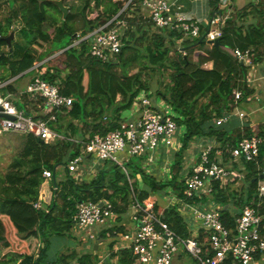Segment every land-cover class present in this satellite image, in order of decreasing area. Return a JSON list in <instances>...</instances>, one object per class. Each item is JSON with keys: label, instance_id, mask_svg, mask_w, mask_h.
I'll return each mask as SVG.
<instances>
[{"label": "trees", "instance_id": "trees-1", "mask_svg": "<svg viewBox=\"0 0 264 264\" xmlns=\"http://www.w3.org/2000/svg\"><path fill=\"white\" fill-rule=\"evenodd\" d=\"M54 1L0 0V8L2 5L9 8L5 19L0 20V61H8L1 52V48L7 46L3 38L9 36L16 21H20L28 45L23 47L21 60L10 64L12 74L52 57L46 65L44 62L40 66V76L51 83L59 81L61 93L78 101L69 110L63 109L58 114V122L51 125L53 131L66 138L64 141L45 144L28 136L23 152L13 161L6 176L0 177V245L11 251L0 264H43L50 238L71 235L73 216L83 202L108 200L114 205L115 213L121 216L132 203V190L140 201H145L155 197L158 187L169 185L179 198H184V154L195 139L209 138L226 148L256 136L261 140L257 161L244 163V170L240 171L243 179L232 182L233 185L242 182L240 195L232 191L230 185L221 187L220 182H214L211 200L205 196L191 200L221 206L224 225L234 229L241 211L232 213V201L239 209L249 205L257 195L259 182L264 180L261 178L264 174V122L257 126L247 122L242 129H234L233 124L216 127L214 120L223 112L236 108V91L243 93V101L254 93L247 84L249 68L239 62L234 53L236 49L250 51L254 64L258 66L264 62V0L251 3L231 15L223 26L218 47L210 43L202 27L200 38L186 39L180 45L186 50L185 56L177 49L183 34L155 29L151 19L143 13V0H80L83 2L81 11L73 13L71 8L65 21ZM128 2L126 10L119 16L127 23L123 34L125 46L115 61L102 62L92 58L88 53V41L70 47L80 38L76 37L78 32L83 37L95 31L117 16ZM92 3L100 11L94 20L89 18ZM211 5L213 14L222 9L219 0H212ZM110 26L113 27V23ZM44 44L53 52L42 54L39 50L45 48ZM16 48L22 47L16 45ZM167 72L169 83L164 84L163 90L159 87L150 90L145 75L158 73L163 76ZM141 93L149 98L155 95L154 104L157 97L161 98L177 115L179 127L185 128L182 146L172 167L171 182L158 183L147 176L139 163L130 160L126 165L127 172L114 165L112 171L102 170L90 181L78 184L66 168L83 147L69 139L87 140V137L106 135L119 128L122 114L133 107ZM203 99L206 101L202 102ZM24 101L32 103L27 95ZM39 103L42 101L36 105ZM226 159L229 161L228 155ZM61 166L67 173L65 181L58 178L57 171ZM45 170L52 173L51 178L43 177ZM139 175L142 180L152 183L151 191H138L133 187ZM38 201L44 207L46 205L48 211L36 210L34 204ZM227 205L229 208L225 209ZM155 209L178 235L186 239L191 237L176 208L163 209L156 204ZM198 239L204 253L211 254L208 233L200 229ZM110 256L117 258V264H137L128 249L117 253L111 251ZM95 258L93 254H86L78 264H95ZM58 262L60 260L55 264ZM224 264L234 262L229 258Z\"/></svg>", "mask_w": 264, "mask_h": 264}, {"label": "built area", "instance_id": "built-area-1", "mask_svg": "<svg viewBox=\"0 0 264 264\" xmlns=\"http://www.w3.org/2000/svg\"><path fill=\"white\" fill-rule=\"evenodd\" d=\"M260 0H255V3ZM222 8L230 4V0H220ZM129 4V3H128ZM125 8L112 20L99 27L90 34H86L74 46L83 41L90 42L89 55L102 62L115 61L122 53L125 46L123 34L127 30V23L119 18ZM141 8L147 17L151 19L155 29H168L183 34L180 45L186 39L194 40L201 37L202 25L188 20L179 12L173 2L169 0H143ZM100 11L92 3V11L89 14L91 20L96 19ZM229 15L223 9L214 13L209 22V30L205 36L210 42L219 39L223 34V26L229 19ZM113 23V27L110 26ZM179 53L186 55V50L181 46L177 48ZM237 60L248 68L256 66L253 63L250 51L235 50ZM40 67L43 62H39ZM264 80V68L262 70ZM249 80V79H248ZM247 80V81H248ZM7 85L0 82V91ZM42 109V113L35 115L16 107L11 101V94L0 93V114L8 118H0V134H20L26 137L33 136L43 140L45 144H56L66 138L53 131L51 125L58 122V114L63 110H69L75 99L61 93L60 82L51 83L38 76L28 85L24 93ZM136 107L143 108V114L138 120H122L119 128L110 131L106 135L97 134L87 137V140L69 139L83 147L78 157L71 160L67 166V172L76 180L85 173L87 163L85 160L92 158L101 171L106 163L117 165L127 172L125 162L137 158L141 162L147 161L154 164L158 160L161 149H172L176 145L181 127L177 124L175 115L168 108L155 106L152 100L141 93ZM236 108L233 111H225L222 116L214 120L216 127L229 125L235 118L245 125L248 114L239 109L244 100L241 91L235 92ZM155 107V108H153ZM166 109V110H164ZM261 140L251 136L237 141L236 145L222 148L221 144L213 140L200 152V163L196 165L185 179L184 198H176L175 202L180 211L190 213L195 220L201 223V229L210 237L209 246L211 254H205L199 244V235L186 239L178 235L170 225L164 221L162 214L155 209V197L140 201L132 190L131 208L134 212L133 221L136 228L133 232H107V236L115 234L119 237L117 248L130 250L137 264H173L181 248L189 253L197 264H224L229 258L234 264H255L257 255H264V215L261 212L264 202V180L258 184L257 195L249 205L242 208L236 219L234 229L227 228L222 220V207L211 205L203 209L200 203L191 200H211L214 191V182H220L225 187L233 182L240 174L228 172L227 166L237 164L243 170L246 162L257 161L260 153ZM229 156V161L226 159ZM226 160V161H225ZM100 166V169H99ZM48 170L43 172V177L51 178ZM234 177L233 180H230ZM36 210H44L41 201L34 204ZM117 219L114 205L108 201L83 202L78 205L77 212L73 216V224L80 229H88L90 238L99 240L103 227ZM112 227L114 225L112 224ZM109 255V254H108Z\"/></svg>", "mask_w": 264, "mask_h": 264}, {"label": "crops", "instance_id": "crops-1", "mask_svg": "<svg viewBox=\"0 0 264 264\" xmlns=\"http://www.w3.org/2000/svg\"><path fill=\"white\" fill-rule=\"evenodd\" d=\"M169 1L173 2L175 4V7H178L179 12L182 15H184L188 20L201 24L202 27L204 28V30H206V32L209 30L208 20H209V18H211L213 16L212 5H211L212 0H169ZM239 1L240 0H238V2ZM73 2H74L73 4H75L76 7H74L73 4L71 5L69 3V1L68 2L65 1V4L70 9L73 8L71 12H73V13L80 12L82 7H83L82 2L80 0H73ZM219 2H220V0H219ZM251 3H255V0H252L250 3L243 4L239 7V6H237V0H230V4L226 5L222 9H223V12L226 13L227 15H229V17L231 18V15L233 16L235 11L242 9ZM143 13H145V11H143ZM145 16H147V13H145ZM249 20H251V19H249ZM16 22L17 23H15V26L18 27V30L15 32V39L13 41V45H14V42L17 38V34L19 33L20 28H22L20 21H16ZM12 31H13V29H12ZM12 31L10 32V34L12 33ZM90 33H92V32H88L87 34H90ZM81 34H82L81 32L77 33L76 37H80V38L78 39V41H76V43H78L81 40V38H82ZM22 38H23V36L20 35L19 40L16 43V45H19L22 48H16V47L14 48L13 47L12 51L9 49V54H5V48L2 49V51H3L2 53H4L6 55V58L8 61H7V63L0 61V82H5V83H7V85L0 91V93L5 95L7 92H9L11 94V101L14 103V105L16 107L26 111L27 113H33L35 115H38V114L42 113V109L36 107V102L32 98H30V102H32V103H25L24 100H25L26 95L24 93L27 91V88H28V85L30 84V82L34 78L40 76L41 71H40V67H38V65L40 63L35 64L33 67H31L25 71H18L17 74H15V75L12 74V68L10 67L11 63L18 62L21 60V58L24 54V51H25V48H23V47L28 45L26 39H22ZM74 44L70 47H73ZM178 44L180 45L179 41L177 42V45ZM44 46H45V44H44ZM89 47H90V44H89ZM35 48H38V46ZM41 50L42 49L40 48L39 51L41 52ZM51 58H49V59H51ZM49 59H46L45 61H42V62L43 63L45 62V65H46L47 64L46 62ZM263 68H264V62L261 64H258V66L256 65V66L252 67L251 68L252 70L249 68V74H248L249 80L247 81V84L254 91V93L252 95H250L249 99L256 97L258 100H261V97L264 94V83H263L264 80H262V78H261ZM250 70H251V72H250ZM43 72H44V70H43ZM63 76H65V74H63ZM140 97L141 96L139 95L137 98V102H138V99ZM249 99H247L248 100L247 102H249ZM157 103L158 102L155 101V106H158ZM165 106L166 107H163V108L170 109L167 104H165ZM164 110H166V109H164ZM172 112H173V110H172ZM142 114H143V108L141 106H139V104L137 107H136V105L135 106L133 105V107L131 109L126 110L122 114V120H133V121L138 120L142 116ZM248 117H249V115H248ZM234 120H233L234 122L232 121L229 125L233 124L234 126L232 128H234V129L241 128L242 122H240V120L238 118H235ZM184 133H185V128L181 127V129L179 131L180 136L177 137L176 145L174 146V148L167 149V150L161 149L160 153L157 152L158 153V160L154 164H150L147 161L141 162L138 159L139 163L142 164V166H140V167L145 171L147 176L154 178L158 183L171 182V180L173 179L172 167L175 164V160L177 157L176 153L179 151V149L182 146L181 145L182 144L181 143V137ZM11 135H13V134H8V135L0 134V159H1L2 154H3L2 151L4 149V144H5L4 141L9 140L11 138L10 137ZM23 137L25 139V144H26V138L27 137L26 136H23ZM12 138H13V136H12ZM79 140H83V139H79ZM211 142H213V140L209 139V138L195 139L194 141L191 142L188 150L184 154L185 162H184V165L182 168L183 169L182 174H183L184 180L189 176V174L192 172L193 168L200 163L199 158H200L201 150L205 146L209 145ZM24 147H25V145H24ZM130 160L127 161V164L130 162ZM13 161L9 165H11L13 163ZM131 161H133V159ZM85 163H87V168L84 170L86 173L82 174V176H80V178L78 180H76L78 184H82V183L90 181L91 178L97 176L103 170L102 169L101 171H98L96 173L93 172L95 169H97V165L95 164V161L92 158L86 159ZM61 167H64V166H61ZM99 169H100V166H99ZM227 169H228V172H230V173H233V174L239 173L240 174L239 177L235 178L237 181L243 179V177H242L243 173L240 172L241 169H239L237 164H231V165L227 166ZM0 177H2V174H0ZM233 179H234V177L230 178V180H233ZM138 180H142L140 175L138 176ZM241 183L242 182H239L238 184L233 185L232 182H230L229 185H230L232 191H236L240 195L242 193L243 185H242V187H240L241 189H239V190H235L234 188L240 186ZM140 188L141 189L145 188L143 183L141 184ZM170 197H172V198H170ZM176 198H178V196L174 190L170 191V193L165 192L163 194H161V193L155 194L156 204L161 206L163 209L171 208V207L176 208L177 212L181 215V217L184 221V224L190 226V228H187V229L191 232V236L199 235V231L201 229V223L198 222L197 220H195V218L190 213H188V212L182 213L180 211L178 205H177L178 203L176 204V202H175ZM210 205H211V203L204 204L202 202V206H203L202 207L201 203H200V206L203 209H208ZM130 206L128 207L127 211L124 214H122L121 216L117 215L116 220L112 219V222H110L108 225H106L105 227L102 228L103 231H101V234L99 236V240L97 241V243L100 247H104V248L108 247L110 251H114L116 253L123 250V249L117 248V246H118V240L117 239L119 237H117L115 234H113L112 236H107V232L116 231V232L120 233V232H128V231L133 232L134 231V229L136 228V224L133 221L134 212ZM214 206L217 207L219 205L214 204ZM262 207H264V202L262 203ZM228 208H229V206L227 205L225 207V209H228ZM230 209H231L233 214H236V212H239L242 210V208L239 209V207L236 206L233 203V201H232V204L230 206ZM129 211H131V212H129ZM263 215H264V212H263ZM192 217H193V219H192ZM112 224L114 225V227H112ZM102 235H105V237L101 238ZM111 245H113L112 250H111ZM2 250H4L5 255L7 254L6 257H8V255L11 254L10 249L2 248ZM93 255L96 257L95 259L97 260V255L96 254H93ZM178 255L176 256V258L178 257ZM176 258H175V260H176ZM96 260H95V262H96ZM175 260H174L173 264L175 263ZM117 262H118L117 258H111L108 256V258H104V257L101 258L100 264H105V263L106 264H117ZM255 264H264V257H262L261 255H257L255 258Z\"/></svg>", "mask_w": 264, "mask_h": 264}, {"label": "rangeland", "instance_id": "rangeland-1", "mask_svg": "<svg viewBox=\"0 0 264 264\" xmlns=\"http://www.w3.org/2000/svg\"><path fill=\"white\" fill-rule=\"evenodd\" d=\"M65 1H67V2L69 1V3L71 5L74 3L73 0H64V2ZM251 1L252 0H240L238 2V0H237V6L240 7L241 5L250 3ZM73 5H74V7H76L75 4H73ZM8 12H9L8 6L2 5V7L0 8V20H4L5 19L4 17L7 16ZM210 20H211V18H209L208 23L210 22ZM20 35L23 36L22 28H20L19 33L17 34V38H16L14 45H13L14 48L16 47V43L18 42ZM22 39H25L24 36ZM178 47H180L179 44H178ZM3 48H5V54H9L8 46H3L1 48V52H3L2 51ZM44 52L45 53L46 52L52 53L53 51H52V49H49V46L46 47V45H45V48L43 50H41L42 54ZM60 52H63V51H60ZM60 52L58 54H55L54 56L59 55ZM172 56H175V54L172 53ZM251 70H250V72H251ZM145 79L148 80V82L150 83V90H152L154 87H159L161 90H163L162 88L164 87V84L169 83L168 72L165 73L163 76H161V74H158V73L157 74L151 73V76L145 75ZM161 82H163L162 85H161ZM154 96H152V98H150L152 100V102H153V100H155ZM204 101H206V100L203 99L202 102H204ZM247 101L248 100L242 101L240 103V106H239V109H241L242 111H244L246 114L249 115V117H247V120L245 121L244 124H246L249 121V122H252L253 126H257L259 123L264 122V94L262 95L261 100H258L256 97H254V98L249 99V102H247ZM156 102H158L157 105L160 106L161 108L166 107L161 98L157 97ZM153 104H154V102H153ZM170 110H171V108H170ZM6 135H8V134H6ZM12 136H13V138H12ZM23 136H21L20 134H13L10 136L11 138L9 140L4 141L5 144H4V149L2 151L3 154H2V157L0 159V174H2V177H5L6 174L9 172V168L11 166L9 164L13 160L17 159V157H19V155L23 152L24 145H25V139ZM133 162L139 163V160L136 158H133ZM126 165H127V162H125V166ZM139 165L142 166V164H140V163H139ZM113 168H114V165H111L110 163H106L103 170L112 171ZM98 171H99L98 169H95L93 172L96 173ZM57 174H58L59 180H61V181L66 180V178H67L66 174L67 173L65 172L64 167L59 168L57 171ZM1 181L2 180H0V182ZM142 183L145 186L144 189L140 188ZM242 185L243 184L241 183L240 186H238L234 189L239 190V189H241L240 187H242ZM133 187L135 189L137 188L138 191L145 190V191L149 192L152 189V183L150 181H147V180H134ZM173 190L174 189L172 186L162 185V186L157 188V191L155 194H159V193L163 194L165 192L170 193V191H173ZM137 197H138V195H137ZM170 198H172V197H170ZM201 206H202V202H201ZM43 208H44V211H48V207L46 205H45V207L43 206ZM129 212H131V211H129ZM192 219H193V217H192ZM187 228H190V226L186 225V229ZM128 233H131V232L128 231ZM49 243H50V246L47 250V254H46L47 257L45 258V261L43 264H55L59 260H60V262H58V264H67V263L68 264H78L79 259L82 256L86 255L87 253L97 255V260H96L95 264H100L101 258H103V257L104 258H108V256L111 257L110 256L111 251L109 250L108 247H106V248L100 247L96 241H94L93 239L90 238V233H89L88 229H85V230L80 229L75 224L72 225L71 235H66V236H62V237L61 236H52L50 238ZM1 247L2 246L0 245V260L7 259L8 258V257H6L7 254L6 255L4 254V250H2ZM262 257H264V255H262ZM63 258H65L67 261L62 262L61 260ZM174 264H197V262L194 260V258L189 253L185 252V250L183 248H181L179 251V255L176 258Z\"/></svg>", "mask_w": 264, "mask_h": 264}, {"label": "water", "instance_id": "water-1", "mask_svg": "<svg viewBox=\"0 0 264 264\" xmlns=\"http://www.w3.org/2000/svg\"><path fill=\"white\" fill-rule=\"evenodd\" d=\"M55 5L59 8L61 14H62V19L65 21L67 20V18L69 17L70 14V8L65 4L64 0H55L54 1ZM18 30V27L15 26L13 28L12 33L7 36L6 38H3L5 40V42L7 43L8 48L12 51L13 50V41L15 39V32ZM220 38L216 39L212 42H210L211 44H213L214 46L218 47L220 45ZM78 102L77 100H75V103ZM0 118H8L7 116L0 114ZM41 143H44L43 140H40ZM55 178V176H54ZM262 179H264V174L261 176ZM55 181V180H54Z\"/></svg>", "mask_w": 264, "mask_h": 264}]
</instances>
